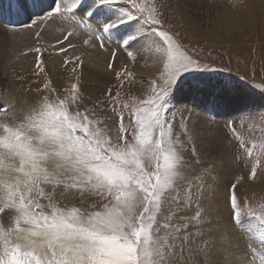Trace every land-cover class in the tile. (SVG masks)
<instances>
[{
    "label": "snow or ice",
    "instance_id": "obj_1",
    "mask_svg": "<svg viewBox=\"0 0 264 264\" xmlns=\"http://www.w3.org/2000/svg\"><path fill=\"white\" fill-rule=\"evenodd\" d=\"M11 7L32 24L57 19L64 33L56 44L68 42L57 53L75 49L71 38L79 37L90 49L115 46L109 72L117 51L133 64L152 54L155 71L140 78L147 88L138 96L130 88L137 77L123 65L105 98L89 108L78 71L84 60L73 55L63 66L75 65L74 82L58 88L45 74L26 109L9 115L12 107L0 103V264H174L185 250L207 258L221 227L206 207L216 168L182 112L177 133V104L203 98L212 107L196 106L205 112L233 108L225 124L229 142L254 180L264 171V135L246 138L237 124L264 134V103L251 101L239 80L216 79L224 70L190 54L164 27L156 0H12ZM32 51L37 75L44 73L41 49ZM244 180L238 175L228 188V223L238 236L229 241L237 251L226 257L264 264V201L241 202ZM69 196L81 205L96 199L87 208L62 204Z\"/></svg>",
    "mask_w": 264,
    "mask_h": 264
},
{
    "label": "rangeland",
    "instance_id": "obj_2",
    "mask_svg": "<svg viewBox=\"0 0 264 264\" xmlns=\"http://www.w3.org/2000/svg\"><path fill=\"white\" fill-rule=\"evenodd\" d=\"M195 1L156 0L160 7V11L163 13L161 18L164 22V27L170 32L178 34V39L187 47L190 54L198 57L204 63L223 69L224 71L219 73L215 77L216 79H221L224 76H231L233 80H239L241 83L246 84L245 91L248 93L251 101L255 102L257 105L264 103V95H262V90H264V9L262 11L258 5L257 2L259 1ZM262 1L264 3V0ZM9 2V0H0V17L2 16L1 13L4 12L5 19L10 21L19 20L14 19L15 17L13 18L12 14L15 12V15H22L23 19L24 14L22 12L17 13L14 8H11L12 0L11 4ZM48 2L50 3V0H48ZM33 19L39 20L37 17ZM47 21L49 20H44L41 23L38 22L39 24H33V27L40 25L36 33H33V30H30V33H33V39L36 38V35L38 36L43 25L48 23ZM29 22L30 20L27 18V21L22 20L21 23L14 24L16 25L15 28H11L6 26L0 19V26L6 32H21L22 30L26 31L30 26L18 27L21 24ZM29 24L32 25V22ZM3 37L4 35L0 31V47ZM56 41L57 40L53 42L49 41L47 43L48 46L39 41H35L33 44L35 48L39 47L43 53V55L40 56V59L43 61V67L45 69L44 73H39L37 75L38 69L36 63L38 54L32 51V47L31 51L28 52L26 50L23 54H30L27 61L26 59H17L14 55L9 61L10 64L7 66L4 74L2 72L3 76L0 72V103H5L12 107V111L9 115L18 114L21 110L26 109L29 104L34 102L36 98V89L37 87L42 86L45 80V74L58 88L63 84L74 82L71 69L75 67V65L69 64L67 67H64L63 64L65 58L71 59L73 55H81L84 63L78 71L83 72V74H87L90 72V68H93L99 73L96 75H102L104 71L113 75L110 76L111 82L108 84L102 79H99L98 76L91 81L89 79L86 80L89 78V74L88 76L82 75V91L84 92L85 97L84 104L89 108L93 107L94 102L105 98V93L108 87L115 83L113 73L119 71L120 68L125 65L121 59H124V57L127 56L125 52L121 58L120 56H116L114 71L109 72L106 62L103 63L106 66L100 63L99 67L95 64H91V62L82 56L76 48H69L66 53H57L56 49L62 46L66 47L67 43L65 42V45H58L56 44ZM53 45H55V48ZM145 55L148 56L146 57ZM150 56L149 53L141 54L135 64L130 60L127 62L129 63V70L137 77V81L130 86L132 93L135 95L142 96L143 90L147 88L146 82H142L140 78H143V81H146L155 71L152 67V61H149V59H152V54H150ZM108 57L109 59L111 58V53ZM57 62L60 66L56 64ZM50 64L55 66L53 70L52 68H48ZM57 69H59V73ZM50 70L52 71L50 72ZM144 71L147 72L144 73ZM3 82L5 84H3ZM4 89L6 90L5 92ZM11 89L15 90L12 91ZM14 91H16L17 94ZM12 92L16 95L14 96V93ZM113 92H115V89ZM4 95L6 97H4ZM181 102L177 104V109H179V111L176 112V131L177 133L180 132V125L182 123L180 113L182 112L183 117L187 119L189 129L194 128L198 134L197 147L201 150L205 161H211L215 164L217 174L215 188L218 186L221 191L224 190L225 192L224 182H222L223 180L221 181V177H223L228 181L226 187V193H228V188L230 187L231 182L234 181L235 177L243 175L245 180L237 187V195L241 198V202H243L245 197L253 205L264 201V171L258 169L257 177L254 180H248L247 176L249 170L244 168L242 161L236 159L235 142H229V134L225 128V124L228 119L232 118L233 112H220L218 108L215 112H205L203 109L204 107H197L196 103H191L189 101L188 103ZM198 103L206 105L209 108L212 107L211 103L204 100H201ZM106 114L111 115V113ZM109 123H112V121H109ZM237 130L246 138H253L255 140H259V138L264 135L258 129L249 130L247 125L241 129L239 124H237ZM225 167L228 170V173H223ZM209 183H211V181H209ZM220 196L225 198L224 193L222 195L219 193V197ZM211 197H215V192H212L209 195L208 200L206 201V207L209 213L213 216V223L215 224L217 221L220 222V220H222V222H220L222 225L219 231H214L212 233L213 245L208 257L205 258L203 254L195 252L190 254L185 250L182 258L178 252L174 264H230V262L231 264H235L233 257H226V251H237L235 248L229 247V241L235 243L238 231L228 223L229 219L224 221L222 218L219 219V216L217 218L215 214V202L209 201ZM95 199V197H90L84 201L83 205H81V199L79 196H69L62 201V204H76L77 206L87 208L90 203L95 201ZM226 222L228 224H226ZM4 223L7 224L6 218ZM224 223L226 225H223ZM227 225H229V227H227Z\"/></svg>",
    "mask_w": 264,
    "mask_h": 264
},
{
    "label": "bare ground",
    "instance_id": "obj_3",
    "mask_svg": "<svg viewBox=\"0 0 264 264\" xmlns=\"http://www.w3.org/2000/svg\"><path fill=\"white\" fill-rule=\"evenodd\" d=\"M9 1H10L9 3L11 4V0H9ZM189 1H191V0H189ZM192 1H195V0H192ZM258 1L259 2H257V3L260 6V8L262 9V11H263V9H264L263 8V4L264 3H263L262 0H258ZM12 16H13V18L15 17L14 19H20V18L22 19V15H20V14L15 15V12L12 14ZM47 22L48 23L46 25H43L42 30L40 31L39 35L37 36L35 34L36 35V38L35 39H33V33H36L37 32V29L39 28L40 25H37V26L33 27V24H32L30 26V28H28L26 31L25 30H22L21 32L20 31H16V32L15 31L14 32L13 31H8V32H6L0 26V31L4 35L3 40H1V47H0V72H1V74H2V72L4 74V72L6 71L7 66H9V64H10L9 61L12 59V56L15 55V57L17 59H24V60L26 59V61H27V58H29L30 54H28V53H27L28 55H23V54H24V52L26 50L28 52L31 51V47L33 49H35V46L33 45L35 41H39L40 43H45V45L48 46L47 43L49 41L50 42H53V41L58 40V39H61L63 37L64 26L57 19H51V20H49ZM39 23H41V22H39ZM30 30H33V33H30ZM66 43H68V42H66ZM71 43L76 44L77 45V47H76L77 51L80 54H82V56H84L86 59H88L91 62V64H95L98 67H99V64L100 63H102V65H104L103 63L106 62V64H107V62L109 60V57L108 56L110 55L112 48L115 47L114 45H111V46H109V48H108L107 51H102V50H99V49H90V48L85 47L82 44V41H81V39L79 37H73V38H71ZM123 55H124V52L117 51V55L116 56H118V57L120 56V58H121V56H123ZM145 56L147 57L148 55H145ZM149 56H150V53H149ZM121 59H122V61H123L124 64H128L129 65V63H127L129 61V59H128L127 56L124 57V59L123 58H121ZM117 60H118V58H117ZM149 61H152V59H149ZM17 62H18V60H17ZM52 62H54V61H52ZM58 62L56 64L60 66V64ZM14 63H16V62H14ZM54 65H51L50 64L48 68H52V70H53V68L55 67ZM104 66H106V65H104ZM59 69H57L58 73L60 72ZM14 70H15V68H14ZM52 70H50V72ZM104 70H106V69H104ZM7 72H6V74H7ZM56 72H55V74H56ZM146 72L144 71V73H146ZM3 74H2V76H3ZM88 74H89V78H87L86 80L89 79V80L93 81L94 78H96V76H98L99 79H102L103 81L107 82V84L111 82L110 76H113L111 73L109 74V73H106L105 71L102 73V75H96V74H99V73H97L93 68H90V72H88L87 74L86 73L83 74V72H82V75L83 76H88ZM4 76H6V75H4ZM10 78H12V77H10ZM4 82H3V84H5ZM11 90L13 91L15 89H11ZM5 91L6 90L4 89V92ZM14 92H16V91H14ZM14 92H12V93H14ZM16 94H17V92H16ZM16 94L14 93V96ZM14 96H13V98H14ZM4 97H6V96L4 95ZM15 98H17V97H15ZM10 100H12V99H10ZM201 100H204V99L201 98L196 103H198ZM2 101H3V99H2ZM181 103H188V100L182 99V102ZM202 104H203V102H202ZM218 110L220 112H226V113L229 112V111L230 112H233V108H226V107L225 108H218ZM200 127H201V125H200ZM217 136H218V134H217ZM219 137H220V135H219ZM214 138H216V137H214ZM226 170L227 169L225 167V169H223L224 172L223 171L222 172L223 173H225V172L228 173V170L227 171ZM221 181L224 182L223 184L225 186V192H224V190L221 191V189H219L218 186H217L215 188V191H214L215 192V197H214L215 199L213 197H211L209 199V201L215 202V208H216L215 209V214H216L217 218L219 216L220 217L219 219L222 218L224 221H227V219H229V210L227 208V193H226V187L228 185V181L226 179H224L223 177H221ZM219 193H221V195L224 193L225 194V198L223 196L222 197L221 196L219 197ZM220 222H222V220H220ZM226 224H228V223L226 222ZM226 224L224 223L223 225H226ZM220 225H222V223H220ZM227 227H229V225H227Z\"/></svg>",
    "mask_w": 264,
    "mask_h": 264
}]
</instances>
